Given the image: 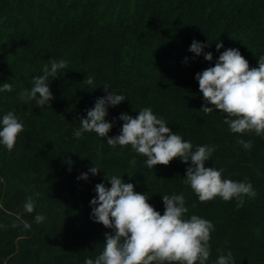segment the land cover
<instances>
[{"label":"trees","instance_id":"trees-1","mask_svg":"<svg viewBox=\"0 0 264 264\" xmlns=\"http://www.w3.org/2000/svg\"><path fill=\"white\" fill-rule=\"evenodd\" d=\"M193 39L208 44L204 51L213 53L212 62L188 51ZM216 43L224 46L220 52L236 48L250 68L258 67L264 0H0V83L12 84V91L0 93V116L13 111L24 125L12 151L0 146V264H84L95 258L112 230L90 218L89 202L97 183L110 187L103 178L112 174H122L161 214V195L183 193L186 217L196 214L214 225L207 264L229 250L235 264H264V133H233L224 123L227 113L205 114L194 79L214 66ZM50 58L67 61L62 74L50 78L54 98L44 107L22 102L18 94L32 87ZM89 76L93 85L86 83ZM103 84L127 98L108 108L106 119L117 118L109 137L119 134L120 113L135 117L151 107L194 149L215 145L205 167L250 182L256 195L244 196L239 207L236 199L219 196L201 202L183 182L188 164L179 157L152 169L130 145L112 148L94 132L74 138L85 109L105 95ZM91 166L100 171L77 180ZM28 196L36 205L31 214L23 208ZM38 213L44 222L34 221Z\"/></svg>","mask_w":264,"mask_h":264},{"label":"clouds","instance_id":"clouds-1","mask_svg":"<svg viewBox=\"0 0 264 264\" xmlns=\"http://www.w3.org/2000/svg\"><path fill=\"white\" fill-rule=\"evenodd\" d=\"M207 47V43L193 39L188 51L196 56L202 54L205 61L212 62L213 53L204 51ZM223 47L222 43H216L219 55L214 66L194 75L204 98L201 110L205 114L214 110L227 113L224 123L233 133L254 131L261 135L264 133V56L257 60L258 67L250 68L238 49L226 48L220 52ZM187 59L185 57L182 62H187ZM66 67L67 61L50 58L49 64L43 66L42 74L32 78V87L22 90L18 98L22 102L35 101L38 107L48 105L54 98L50 80L58 73L62 74L61 70ZM93 82L94 77L89 76L86 83L93 85ZM103 86L105 95L97 97L94 106L85 109L86 116L80 118V127L73 130L74 138L80 139L84 133L94 132L112 148L130 145L152 169L154 165H168L173 158L179 157L182 163L188 164L183 182L190 186L201 202L219 196L224 201L236 199L239 207L244 196L252 198L256 195L250 182L222 178V168L205 167L215 145H197L194 149L190 140L173 132L166 120L154 114L151 107L141 108L135 117L120 113L118 119L123 123L119 134L109 137L117 118L111 122L106 119L108 108L127 98L113 91L110 85ZM10 91L11 83H0V93ZM23 130V120L13 111L0 116V146L12 151L18 134ZM237 142L244 149L251 147V141ZM99 171L100 168L91 166L77 180H87L89 173L95 176ZM103 179L110 187H106L103 181L94 186L95 196L89 202L90 218L112 231L104 234L103 250L95 258H86L84 264H207L211 254L210 233L214 231V225L196 214L186 217L189 209L183 193L161 195L164 207L161 214L147 202L148 196L135 192L133 183L124 181L122 174L105 175ZM35 207L33 197H26L24 211L31 214ZM45 219L42 213L34 216L36 223ZM22 223L25 229L31 228L27 221ZM214 264H235L231 251L219 255Z\"/></svg>","mask_w":264,"mask_h":264}]
</instances>
